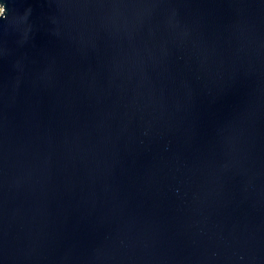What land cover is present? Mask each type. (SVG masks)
I'll return each mask as SVG.
<instances>
[{
    "label": "water",
    "instance_id": "obj_1",
    "mask_svg": "<svg viewBox=\"0 0 264 264\" xmlns=\"http://www.w3.org/2000/svg\"><path fill=\"white\" fill-rule=\"evenodd\" d=\"M0 6V264H264V0Z\"/></svg>",
    "mask_w": 264,
    "mask_h": 264
},
{
    "label": "built area",
    "instance_id": "obj_2",
    "mask_svg": "<svg viewBox=\"0 0 264 264\" xmlns=\"http://www.w3.org/2000/svg\"><path fill=\"white\" fill-rule=\"evenodd\" d=\"M2 10H3V7L0 6V13L2 12Z\"/></svg>",
    "mask_w": 264,
    "mask_h": 264
}]
</instances>
